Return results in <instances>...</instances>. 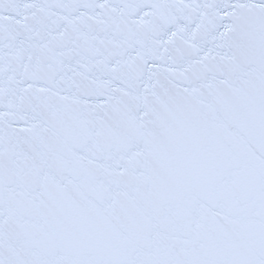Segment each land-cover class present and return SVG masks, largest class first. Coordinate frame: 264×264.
<instances>
[{
	"label": "snow or ice",
	"instance_id": "snow-or-ice-1",
	"mask_svg": "<svg viewBox=\"0 0 264 264\" xmlns=\"http://www.w3.org/2000/svg\"><path fill=\"white\" fill-rule=\"evenodd\" d=\"M0 264H264V0H0Z\"/></svg>",
	"mask_w": 264,
	"mask_h": 264
}]
</instances>
